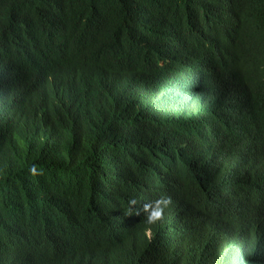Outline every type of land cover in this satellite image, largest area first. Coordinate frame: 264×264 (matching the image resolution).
<instances>
[{
  "label": "trees",
  "instance_id": "16d2710c",
  "mask_svg": "<svg viewBox=\"0 0 264 264\" xmlns=\"http://www.w3.org/2000/svg\"><path fill=\"white\" fill-rule=\"evenodd\" d=\"M0 264H264V0H0Z\"/></svg>",
  "mask_w": 264,
  "mask_h": 264
},
{
  "label": "clouds",
  "instance_id": "9594fccd",
  "mask_svg": "<svg viewBox=\"0 0 264 264\" xmlns=\"http://www.w3.org/2000/svg\"><path fill=\"white\" fill-rule=\"evenodd\" d=\"M134 205L136 202L131 201ZM170 203V198L167 196H161L157 200L151 203H146L144 205L145 210L147 211L146 221L147 223H155L162 218L164 209Z\"/></svg>",
  "mask_w": 264,
  "mask_h": 264
}]
</instances>
